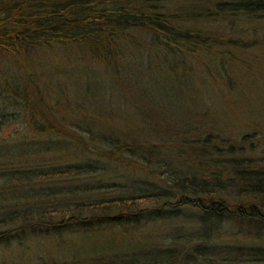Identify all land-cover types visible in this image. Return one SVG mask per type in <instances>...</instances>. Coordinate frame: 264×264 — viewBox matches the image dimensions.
<instances>
[{"label": "trees", "instance_id": "16d2710c", "mask_svg": "<svg viewBox=\"0 0 264 264\" xmlns=\"http://www.w3.org/2000/svg\"><path fill=\"white\" fill-rule=\"evenodd\" d=\"M73 47L111 74L195 77L200 88L228 94L236 74L264 63L252 55L264 49V0H0V127L15 119L9 106L36 136L74 137L58 112L57 83L39 69L41 55ZM132 60L137 69L129 73ZM195 120L170 125L156 141L125 136L119 125L87 128L86 146L154 186L134 195L45 206L66 187L58 183L75 182L71 178L94 168L91 162L28 167L0 152V248L120 222L137 226L154 215L176 217L187 207L201 214L200 225L190 232L175 228L172 244L138 242L136 252L96 264H195L196 257V264H264L260 249L226 253L223 262L203 252L220 237L223 221L248 224L254 235L264 229V130L252 124L251 132L239 135ZM49 182H58L53 190L59 191L46 193Z\"/></svg>", "mask_w": 264, "mask_h": 264}, {"label": "rangeland", "instance_id": "374dc122", "mask_svg": "<svg viewBox=\"0 0 264 264\" xmlns=\"http://www.w3.org/2000/svg\"><path fill=\"white\" fill-rule=\"evenodd\" d=\"M252 55L253 59L264 58V49L256 48ZM39 62L44 79L58 85V112L68 120L66 125L74 137L36 136L7 106L6 110L13 112L15 119L0 127V152L7 154L9 161H19L28 167L50 168L79 164L86 159L94 166L84 175L71 178L75 182L43 184L46 193L61 190L60 195L44 200L45 206L134 195L151 189L152 185L137 178L139 174L107 161L91 145L86 146L85 143L91 144L88 127L102 130L104 125H119L118 131L122 130L125 136L132 139L148 136L153 141L161 140L167 127L178 125L190 116L196 118L194 125L200 124L196 123L200 119L207 120L239 135L251 132L252 124L264 130V63L251 73L236 74L239 81L230 93L212 94L200 88L195 77L186 80L178 76L163 81L160 76L146 72L139 77L125 71L111 74L99 62L83 58L74 47L48 51L40 56ZM135 64L130 61L127 72L137 69ZM73 120L78 121L77 126L71 124ZM122 120H126V127ZM57 183L66 187L53 190ZM177 213L176 217L154 215L137 226L120 222L94 232H68L59 239L43 236L29 240L25 248L9 244L0 248V264L27 261L29 264H96L115 253L136 252L142 248L140 245H169L175 228L190 232L192 227L200 225L197 222L201 214L197 211L185 207ZM221 226L220 237L208 249H201L205 254L209 250L208 253L217 256V261L223 262L220 256L229 253L227 257H231L234 251H264V229L254 235L248 224L223 221ZM196 261L197 257L195 264Z\"/></svg>", "mask_w": 264, "mask_h": 264}]
</instances>
